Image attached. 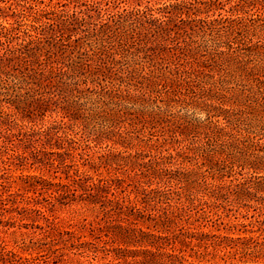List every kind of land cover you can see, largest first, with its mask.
<instances>
[{"label":"trees","instance_id":"trees-1","mask_svg":"<svg viewBox=\"0 0 264 264\" xmlns=\"http://www.w3.org/2000/svg\"><path fill=\"white\" fill-rule=\"evenodd\" d=\"M30 1L29 11L14 12L16 21L1 28L0 61L19 66L20 76L0 80V88L24 117L62 115L39 134L48 144L68 118L81 123L74 151L105 140L123 147L101 155L100 164L126 175L133 189L126 197L113 193L114 181L125 182L118 178L86 185L100 194L85 200L104 213L91 241L53 228L20 247L38 251L27 258L0 240V264H42L64 234V242L77 238L71 250L102 253L112 259L107 264H264V228L259 236L192 229L217 226V210L233 208L252 209L264 225V0H236L230 10L237 17L210 15L224 10L221 0H176L107 21L92 20V11L103 10L100 0H72L88 9L71 14ZM137 146L148 151L127 154ZM26 183L47 193L54 187L37 176ZM217 257L223 262H211Z\"/></svg>","mask_w":264,"mask_h":264},{"label":"rangeland","instance_id":"rangeland-1","mask_svg":"<svg viewBox=\"0 0 264 264\" xmlns=\"http://www.w3.org/2000/svg\"><path fill=\"white\" fill-rule=\"evenodd\" d=\"M100 1L102 3L98 6V9L101 7L103 10L91 12L93 21H107L110 17L109 14L123 13L124 10L157 9L163 7L164 4L176 2V0ZM177 1L180 2L182 0ZM235 1L221 0L222 4L226 5L224 10L211 12L210 15L215 13L216 17L221 13L223 16L237 17L230 10L231 5ZM30 2V0H0V31L3 26H9V23L16 21V18L12 17L14 12L29 11L27 7L31 6ZM19 3L23 6H17ZM58 3L60 4L58 5ZM62 4H64L63 7L61 6ZM45 5H40V8L47 9V11H52L55 8L70 14L75 9L77 11H86L88 9L86 6L75 8L72 0H54L52 3L49 0H45ZM80 16L88 19L87 15ZM240 16L245 15L240 12ZM99 17L101 19L98 20ZM202 17H205V15ZM183 18L187 19L185 15ZM0 49L1 59V56L5 53V47H0ZM19 69V66H12L7 64V62L0 61V80L11 78L9 82L12 83L13 77L10 74L20 76ZM117 79H119V76H117ZM115 82H117L116 79L113 83ZM102 84L111 86L109 81L102 82ZM89 85L92 86V84ZM5 92V90L0 88V240L5 241L10 250H14L27 258L36 257L38 251L23 252L20 247L24 245L32 246V243L42 238L44 239L46 234L54 233L53 228H59L65 233L71 231L77 235H83L85 237L81 239L82 242L91 241L90 231L99 227V224L104 223V213L99 205L91 204L85 200L88 199V196L90 197V193L96 197L100 194L97 188L89 190L86 185L98 184L99 180L109 178L124 179L125 182L114 181L112 192L117 194L118 191L119 194L126 197L133 189V186H128L127 183L131 184L132 181L126 179V175H123L120 171H111L109 173L107 168L100 164L101 155L105 156L109 151L112 154L119 151L124 152L125 149L120 146H114L111 141L105 140L101 144L91 143L90 148H86V150L78 149L74 151L71 147L78 148V145L72 144L73 141H82V132L79 133L81 123L74 125V122L68 118H65L63 123H60L59 132L55 136L51 135V144H48L45 142L46 133L42 136L39 134L49 126L55 125V121L60 122L62 115L47 112L44 118L40 116L24 117L15 109L12 102L9 103V101L14 99V96L5 95ZM196 116L203 118L201 115ZM29 137L32 138L29 140ZM140 138L146 142L150 135L148 133L141 134ZM156 138H159L160 141L162 140L160 136L154 137V139ZM58 143L63 145V148H60L59 145L57 146ZM137 143V141L134 142L136 145ZM139 150L148 151L145 147L137 146L133 149H128L127 154L135 153L136 151L140 152ZM170 150L173 152V149ZM151 154L154 155L155 152ZM163 154H167V152L163 150ZM95 169L98 170L96 171ZM131 174L133 175V173ZM33 176L51 181L54 183V187L48 193L41 187L35 191L29 190V184L26 181ZM230 181L231 179H226L224 183L229 184ZM55 185L61 186L57 187ZM69 189L71 192L66 193ZM73 189L77 191L73 192ZM122 190H125L124 193H121ZM50 195L53 197L50 198ZM217 211L219 217H221L216 222L217 226H220L219 228L217 226L213 227V224L210 223L206 227L201 226L200 228L198 227L199 224H196L192 229H195L194 231L203 230L216 234L230 233L232 236L237 234L259 236L261 229L264 228V225L258 222L262 220V217H258V213L252 209L241 208L237 210L233 208L232 210L221 209ZM217 218L218 216L214 217V219ZM234 225H237V228L230 232V226ZM244 231H248L246 232L247 234ZM250 231H253V234H250ZM56 239L57 241L51 243L54 244L52 251L56 250L55 253L51 251L44 252L42 254L44 255L42 256V264H107L112 260L111 257L104 259L102 253L95 258L91 254H82L81 251L71 250L69 247L71 243L75 242L78 244V242L77 238H73L68 242L63 241V239H70V235L64 234L62 239L59 237ZM47 240L46 242L49 243L51 239L48 238ZM51 244H48L49 248H51ZM191 253L188 250V255ZM211 258L212 256H209L204 261ZM192 260L198 261L202 259L194 257ZM211 262L223 261L217 257L216 260H211Z\"/></svg>","mask_w":264,"mask_h":264}]
</instances>
